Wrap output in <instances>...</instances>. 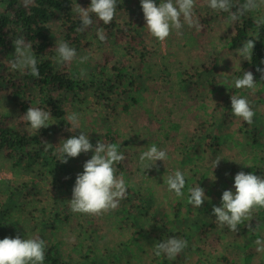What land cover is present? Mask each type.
<instances>
[{
    "label": "rangeland",
    "instance_id": "obj_1",
    "mask_svg": "<svg viewBox=\"0 0 264 264\" xmlns=\"http://www.w3.org/2000/svg\"><path fill=\"white\" fill-rule=\"evenodd\" d=\"M117 1L129 18L139 20L138 33L147 47L144 63L139 66V60L131 61L122 43L112 39L109 44H103L97 35L95 39L88 37L90 45L86 44L80 55L87 56L88 60L74 61L73 68L88 80L99 64H106L109 70L123 60H130L128 64L134 72L141 69L139 74L134 73L139 75L137 88L127 91L125 102L115 101L114 109L98 103L94 89L84 96L74 97L68 114H79V129L57 132L49 145L54 146L56 152L62 140L79 136L81 131L89 135L94 146L98 141L115 144L125 155V160L116 165L117 176L123 177L127 190L139 192L149 197L154 206L164 208L170 218L171 231L163 230L159 224L154 226L151 216H127L122 201L117 210L102 216L70 211L69 200L73 198L77 174L84 171L83 166L93 152L70 158L67 164L58 161L59 167H63L60 178L67 182L60 190L51 188L55 175L50 174L46 166L35 165L28 170L14 168L12 161L0 153V204L10 214L9 224L3 227L0 239L35 238L44 221L54 224L53 229L45 230L47 246L56 244L62 256L72 264H264V254L255 251V240L264 238V222L255 236L249 238L224 232L214 233L207 241L198 236L201 224L216 220L213 208L222 206V193L235 192L236 174L240 170L255 174L256 168L264 167V77L255 91L235 87L234 81L242 78L237 73L247 60L239 58L237 49L240 47L229 48L234 26L228 16L215 11L209 13L207 0L196 3L200 31L185 25L182 34L173 32L165 43L148 32L141 0ZM155 2L159 5L160 0ZM198 12L203 13L202 17ZM260 13L264 14V9ZM250 15L255 19L258 13ZM117 17L126 20L121 15ZM52 27L55 40H61L59 24L54 22ZM141 51L138 47L136 55L143 53ZM14 53L15 48L8 62L12 61ZM107 58L110 60L106 61ZM214 63L216 69L207 70ZM232 95L250 101L256 113L254 127H246L245 121L232 114ZM24 97L33 105L42 102L41 95L34 89L26 90ZM126 104L129 109L123 112ZM17 114L16 106L3 94L0 115L13 124ZM66 117L61 121L51 119L50 126L65 128ZM254 129L260 136L252 135ZM214 138L219 139L218 149ZM153 144L166 151L168 158L146 169L139 155ZM217 159L222 160L216 167ZM176 170L186 177L182 198L170 192L166 184L167 177ZM199 186L210 198L201 208H195L188 202L189 189ZM16 188L23 190L10 199V191ZM177 205L179 218H175ZM260 211L264 214V209ZM56 214L68 218L63 221L60 216L56 221ZM178 230L191 236L186 240L188 247L184 253L175 260L163 254L157 256L156 239L166 240L170 232Z\"/></svg>",
    "mask_w": 264,
    "mask_h": 264
},
{
    "label": "trees",
    "instance_id": "obj_2",
    "mask_svg": "<svg viewBox=\"0 0 264 264\" xmlns=\"http://www.w3.org/2000/svg\"><path fill=\"white\" fill-rule=\"evenodd\" d=\"M80 0H34V4L29 8L22 6L21 0H0V97L7 94L11 102L18 110L17 118L14 123H10V119L0 115V153L5 159L12 161L14 168H23L28 170L35 165H44L48 168L50 174H54V183L51 184L53 190H60L67 186V182L60 178V173L63 167H59L54 146L49 145L52 137L64 130H69L71 125L66 123L65 128L62 126H48L42 128L39 132L30 133L29 125L21 119L29 107H39L46 111H50L52 118L55 121L65 119L70 107L69 103L74 97L84 96L90 89H94L98 103L103 104L106 108L114 109L115 101L125 102L124 95L130 89L137 88V81L141 69L138 68L134 72L130 68L131 61H140V65L144 63V52L147 47L142 41L141 35L138 33L137 27L140 25L136 18H129V14L121 3L117 1V15H121L126 20L118 18L105 25L103 22L94 18V24L85 32L78 31L80 27V19L72 8L79 6ZM80 4L83 8H88L91 0H81ZM243 2V0H238ZM213 10H209V13ZM202 12H198L199 17H202ZM227 15L226 13H221ZM254 20L250 13L242 16L238 23L233 24L234 33L229 39V48L231 50L242 46V43L252 38L256 40L253 50L252 61L245 62L241 67V71L237 73L240 77L245 71H251L257 83L261 82L264 77V72L257 71L258 68L264 69V28L257 29ZM58 23L62 30L61 40L66 41L71 47L77 50L78 56L83 53V48L86 44L90 45L88 37L95 39L98 31L102 30L106 34V41L101 43L109 44L110 40L120 42L124 45V50L129 61L123 60L115 66L107 70V65L99 64L96 66L95 74L88 80L79 72H76L72 64L62 66L56 63L54 57L56 55V38L52 23ZM19 36H24L28 41L32 42L33 54L37 59L39 68V77H34L29 72L13 71L8 62L11 53L13 52V39ZM141 47V54L136 55V49ZM110 59L107 58L106 61ZM216 63L212 64L207 70L214 71ZM34 89L42 97L40 105H33L30 100H26L24 93L26 90ZM95 95V94H94ZM132 103L135 99H131ZM114 103V104H113ZM219 107V106H218ZM129 104L123 107V112L128 111ZM256 116L254 117L253 125L249 126L244 122L246 127H254ZM253 136H260L258 130L252 133ZM48 143L47 147L44 143ZM216 148H219V139L214 138ZM254 138V143H257ZM241 172V170H240ZM256 175L264 176V167L256 168ZM246 173V172H245ZM21 188H16L10 191V199L14 193H21ZM123 211H126L127 216L136 218L139 215L150 217L152 224L162 228L165 231H171L169 224V216L164 208L156 207L151 202L149 197L141 195L132 189L127 190V196L122 200ZM176 215L179 218L178 205L174 208ZM62 217L63 221L68 217L61 214L55 215V220ZM10 214L6 212L5 206L0 204V233L3 232V227L9 224ZM264 222V214L261 211L254 215L252 225L254 230H249L246 226H239L238 233L243 236L253 237L255 232L260 229ZM54 224L48 225V222H41V231L35 238H41L46 241L45 230L53 229ZM198 236L206 241L211 235L217 232L236 233L229 230L227 226H220L216 220L209 223L201 224L198 228ZM143 233V232H142ZM148 233V232H147ZM175 236L180 239L190 240V235L182 230L170 232L168 237ZM161 238H157V244L162 242ZM164 255V254H163ZM44 264H72L71 260H67L62 256L61 251L56 244L50 243L46 247V259Z\"/></svg>",
    "mask_w": 264,
    "mask_h": 264
},
{
    "label": "clouds",
    "instance_id": "obj_3",
    "mask_svg": "<svg viewBox=\"0 0 264 264\" xmlns=\"http://www.w3.org/2000/svg\"><path fill=\"white\" fill-rule=\"evenodd\" d=\"M24 8L34 4V0H21ZM197 0H160L159 5L155 0H141L144 18L148 32L159 42L165 43L175 32L182 34L185 25L200 31V20L196 16ZM207 6L215 12L226 13L232 24L239 22L242 16L256 12L254 23L257 29L264 28V0H207ZM117 0H91L88 8L80 5L72 8L78 14L80 27L78 31L85 32L93 24L94 18L105 25L111 24L117 15ZM98 39L106 41V34L100 30ZM256 40L246 39L242 46L237 49L241 60L252 61L253 50ZM15 53L10 62L13 71L29 72L34 77H39L40 72L37 59L33 54V44L24 36L13 39ZM54 60L57 64L67 66L73 61L84 63L87 56H78L77 50L66 41L57 40ZM257 71L264 72L258 68ZM83 75V73H82ZM235 87L241 90L255 91L257 81L251 71H245L242 78L234 81ZM231 112L236 117L253 125L256 115L250 101L246 97L231 96ZM52 114L39 107H29L27 112L21 116L23 121L29 125L30 133L39 132L42 128L52 125L50 123ZM66 121L71 125L69 131L79 129V114L70 113ZM46 147L48 143L44 141ZM60 147L54 153L57 160L67 164L70 158H77L82 153L93 152L91 159L84 164V171L77 174L73 188V198L69 200L70 211L88 216H102L117 210L120 202L127 196V184L122 176H117L116 165L125 160V155L120 152L115 144H105L100 141L94 146L89 135L81 131L79 136L62 140ZM167 153L159 149L155 144L139 155L142 167L149 169L156 166L157 161L167 160ZM222 159H217L216 167ZM215 167V168H216ZM211 178V177H210ZM213 181L216 180L211 178ZM168 190L174 192L175 196L182 198L183 189L186 186L185 174L176 170L166 180ZM235 192L225 190L222 193V206H214L213 214L220 226H227L230 231L238 233L241 225L249 230H254L252 220L254 215L264 209V176L241 171L234 178ZM205 189L201 186L189 189V203L195 208H201L204 201L209 200ZM255 251L264 254V238L255 240ZM46 241L41 238L21 239L6 237L0 239V264H44L46 259ZM188 247V242L175 236L169 237L155 245V254L166 255L170 260H175L182 255Z\"/></svg>",
    "mask_w": 264,
    "mask_h": 264
}]
</instances>
